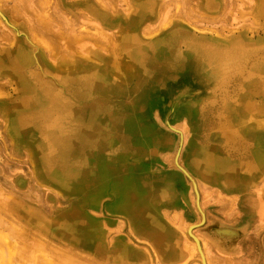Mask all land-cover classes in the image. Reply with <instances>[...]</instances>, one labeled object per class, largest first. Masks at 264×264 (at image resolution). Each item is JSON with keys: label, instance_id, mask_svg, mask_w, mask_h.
Returning a JSON list of instances; mask_svg holds the SVG:
<instances>
[{"label": "rangeland", "instance_id": "obj_1", "mask_svg": "<svg viewBox=\"0 0 264 264\" xmlns=\"http://www.w3.org/2000/svg\"><path fill=\"white\" fill-rule=\"evenodd\" d=\"M175 30L187 32L194 41H204L209 47L242 42L251 52L241 51L246 52L243 58L236 55L239 61L244 59L241 64L237 60L238 71L245 58L253 65L264 62V0H0V264H264L262 96H254L255 108L244 109L250 114L244 116V123L262 136L256 149L263 161L252 164L251 149L245 144L237 148L227 145L216 137L218 130L208 125L210 121L196 129L182 113L199 93L195 76L185 80L180 90L176 81L170 85L159 80L154 103L148 106V120L142 122L143 129L152 127L154 133H135L137 138L144 136L141 149L136 143L116 149L130 154L129 166H138L125 171L130 176H166L167 181L164 178L161 185L148 182L154 186L145 198L142 222L134 212L110 202L109 196L94 194V202L88 206L80 190L81 179L77 182L58 177L64 164L58 160L60 168L56 172L44 124L33 115L39 94H46L39 87L46 83L55 91H64L68 100L72 98L77 113L71 111L75 118L68 121L76 120V124L81 123L80 131L88 132L92 127L83 118L78 121V107L97 106L102 108L100 114L106 115L111 105L114 112L125 106L111 102V92L104 100L96 93L75 100L78 85L64 78L67 80L77 71L86 74L103 69L110 76V82L105 75L103 83L121 86L131 101L140 92L133 88L138 64L130 54L134 46L129 44V37L150 45ZM178 48L184 51L187 46L180 43ZM207 48L205 55L213 59L209 56L212 47ZM218 64L235 69L224 62ZM167 65L162 70L174 68ZM237 70L229 73L234 76L232 88L239 83L235 78ZM156 71L150 66L145 74L154 77ZM168 88L171 95L163 91ZM223 89L217 91L219 99L231 92H225L226 86ZM34 122L40 127L36 128ZM104 127L95 128L92 137L87 136L90 142L85 144L83 136L77 134V125V137L70 136L68 143L72 152L83 155L78 156L83 161H73L75 165L88 166L90 143L109 141L110 132L121 140L132 138L126 130ZM38 133L45 135L38 137ZM195 147L218 159L229 157L237 166L225 163L220 168L211 167V162L194 152ZM111 148L104 149L107 156L116 154ZM111 181L106 176L104 182L108 185L101 189L121 192L122 186H111ZM146 220H156L163 234L152 233ZM93 233L100 236L91 237Z\"/></svg>", "mask_w": 264, "mask_h": 264}, {"label": "bare ground", "instance_id": "obj_2", "mask_svg": "<svg viewBox=\"0 0 264 264\" xmlns=\"http://www.w3.org/2000/svg\"><path fill=\"white\" fill-rule=\"evenodd\" d=\"M129 41H130L129 44H133L134 46L132 50L130 51V54L134 59L137 60L136 63L138 64V68L135 74L137 80L133 88H136L135 90H138V93L139 92L140 93L135 99L128 101L127 98L125 97L126 90L123 89L121 86H112L111 84L110 85L104 84L105 83L104 81L106 80L105 75L108 79L110 76L108 77L107 71L104 72L103 69H102L103 72L93 71V72H88L86 74H81L77 71L72 76L70 75L71 77H69L67 80L64 78L65 81L78 85L77 92L76 91L74 92L76 99L72 96L75 100L82 99V96L84 95L85 96H87L88 94L93 95V93L98 94L99 99L102 100L105 96H107L106 95L107 92L108 93L111 92V94L113 95V96H109V99L110 97H112L110 99L111 102H117L119 104L120 102H122L123 103L122 105L125 106L124 109L114 112L115 110H112V107H111L112 105H111L109 108H107L109 112L106 113V115L105 113H103L104 116L101 113L102 114L101 116L100 110L102 108H99V107L97 108V106H94L91 108H88L87 105L84 106L83 108L78 107V113H79L77 117L78 121L83 118V122L86 121L87 124H89L92 127L91 130H89L88 132L87 131L81 132L80 131L81 129L80 127H82L80 126L81 123L79 125V124H76L77 122L76 120H75L76 122L73 121L72 123H69L68 121V119L70 118H75L73 114L71 113V111L77 113V109L73 108L74 103H71L72 101H70L72 98L68 100L66 98L67 95L66 96L64 95V91L59 92L60 89H57L59 91H55L50 85L43 83V85L41 84L42 86H40L39 89H41L42 93H46V94L45 95L39 94V96L40 97L45 96V98L42 99L39 97L38 100H36L38 102H36L35 107L33 108L32 112H33V115L36 116V118H39L43 122L42 124H44V130L46 129L44 132H46L47 134L46 143H48L49 150L52 151L51 154H53L52 159L55 162L56 172L58 171V166H59L58 160L61 161L60 164H64L62 166L63 172L58 177L61 176L69 180L76 179L77 182L80 181L81 179V182L79 184L81 187L80 190L84 192V198L87 199V205L91 202H94L92 201L94 194L95 195L102 194V197L109 196L110 202H114L115 204L128 209L131 213L134 212L140 218V221L142 222V220H144L142 213L144 212L145 205H146L145 198L147 196V193L154 186V185H151L150 183L148 184V182L161 185L163 179L165 178L166 180V176L165 175L160 176V177L145 176L142 178L138 176L139 178L137 179L130 176V174L126 173L125 171L135 170L138 168V166L136 164L135 165L131 164L129 166L127 158L129 157L130 154H128L127 152L116 150V149H119L122 146H128L130 144H134V143H136L141 149V146L143 145V142H144V136L142 138H137V136H135V133L141 132L144 135H148L150 132L154 133L152 127L151 128L146 127L145 129H143L144 127L142 128V122H145L146 120V115L149 109L148 108L149 104L151 102L152 104L154 103V100H153L154 90L159 91V80H164L163 83L167 82L170 85L176 81L179 83V86H178V89H179L181 88L182 83L185 80L188 82V80L192 76H195L198 79V82L200 84L199 93L196 96L194 95L192 99L193 100L192 103L187 102L189 104L182 109V113L185 114L189 118L190 120L189 123H191L194 126V128L199 129L200 125L202 126L204 125L206 121H210L208 125H212L218 130L216 134L217 138L225 141L227 145L234 144L236 148H237V145L240 146L241 144H245V147L251 149L250 150L251 157H249L250 162L252 164H255V163L258 164L259 162L261 163L263 161L261 154L256 149V146L262 141V136L260 138L259 135H256V133L251 131L250 128L244 123L245 122L244 116L246 115L250 116V114H246L247 111L249 110L246 109L244 111V109L246 107L255 108L257 106V104H254V101H253V98L255 95H260L264 98V62L261 61L263 64H260V65L258 64L253 65L247 62L248 59L245 58L247 63L245 62L244 65L242 64V66L240 67V71H238L236 67L237 66L239 67L240 66L239 64H241V62L243 63L244 59H242V61L241 60L239 61V59L235 58L236 55H238L239 53L241 57L242 56L244 57L245 55L243 54H246V52H249V51L251 52V50L249 51L247 50V47L245 44L239 41H234L228 44L215 43L214 46L210 45L212 49H209L210 50L209 56H213L214 58L212 59V58H209L207 55H205L206 53L204 49H206L207 47L208 48L210 47L207 46V44H205L204 41L199 40L196 42L192 39V37L187 32L185 33V32H181L177 30H175V32L173 33L169 32V34H166L161 39H159L158 37V40H155V42L151 43L150 45H147L144 42H140L138 39L136 40V38H133L132 36L129 37ZM180 43L186 44L187 49L184 51L179 50L178 46L180 45ZM248 47L250 48L251 46H248ZM256 48H259V47H256ZM243 50L244 51L247 50V51L241 54ZM252 50H254V47ZM21 52L24 53V51L22 50L20 51V53ZM22 55L24 56V54ZM259 59L261 60V58ZM237 60H238V63L240 62L239 64L238 63L236 64ZM220 62L229 64L228 67H234L235 69L228 70V69H225L223 66L220 67L218 64ZM168 63L173 65L174 68L172 69L168 68V69L162 70L168 67L167 65ZM140 65L142 66V68H140ZM150 66L155 67L157 70L155 76L153 75L154 77H148L145 74L147 68ZM236 70L238 72L235 74L237 75L235 78L239 80L238 81L239 83L236 84L234 88H232L230 83L232 82L231 78L234 76L233 75L231 76L229 73H231L230 71H236ZM227 71L229 72L227 73ZM98 79L99 81L102 80V82L98 83ZM50 80L52 81V79ZM109 82H110V79H109ZM232 84L234 85L235 82H233ZM225 86L227 87V90H225V92L228 90H231V88L232 90L231 92L228 91L229 95H226L223 92L224 95L222 96L221 99H219L221 95L218 92L219 91L221 92ZM168 90L169 88L163 91L167 92ZM170 90H172V87L170 88ZM166 94L169 95L170 93L167 92ZM85 96L84 98H86ZM91 96L89 98H91ZM149 97H151V99H148ZM177 100H180V99L177 98ZM114 104H113V108H114ZM81 105L82 104H80V106ZM86 107L88 108L89 111L86 109ZM239 114L241 115L239 116ZM41 121H39V124ZM36 123L34 122V126H37L36 128H39L40 126L36 125ZM77 125H78L77 134L78 136L79 135L83 136L82 141L85 144H88V142H90L87 136L92 137V134L95 132V128L99 126L106 127L109 125L110 128H113L114 130H126L128 132L127 134L132 135V138L130 139L124 138L121 140L120 138H118L119 135L117 134L114 135V133L112 132L108 133L109 141L108 139H106V142H103V143L99 141L97 143L96 142L90 143V147H92V150L91 151L89 150L91 152L90 164L88 166L83 165V164L78 166V164L75 165L74 164L75 162L73 161L75 159H81L78 156H83V155L77 154L76 152L74 153V151L72 152L68 148V143H70V140H69L70 136L73 137L75 135V128L77 127ZM170 125L172 129L177 130L178 132L179 131L181 132V130L174 127L172 123H170ZM106 129L108 130V128ZM151 129L152 131H150ZM39 130H41V128ZM87 130H88V126H87ZM41 132L42 131H40V133ZM35 134L37 133H34V135ZM41 135H45V133ZM41 135L40 136L37 135V136L41 137ZM95 138L98 139L97 137ZM119 139L121 140V142L119 143L118 148H115L114 145L118 143ZM75 141L77 144V140ZM108 146L110 148L114 147V148H111V151L113 153H116L114 156L106 155L107 154L106 148ZM225 150H228V148ZM76 151H77V148H76ZM194 152L195 153L197 152V154H199V156L203 158L205 157L206 162L208 161L211 162L212 163L211 167L220 168L226 164H229L226 166H231V167L237 166V164L235 165V163H232L229 157L225 156L224 159L222 158L218 159L217 157L212 156L207 152H204V150H202L199 147H195ZM85 154H87V151ZM228 156H229V153H228ZM79 161L81 162L83 160L81 159ZM55 169L53 173H55ZM140 170L142 169L140 168ZM183 170H185L184 172H186V174H188L189 176V172L185 168ZM106 176H108L109 178H112V181L109 185L114 186V187L122 186L121 192H118V191L108 192L107 190L101 189L102 185L104 184L108 185V183L104 182V178ZM96 188H99V189H96ZM145 212L147 213V211ZM146 224L147 226H149L152 233L163 234L162 232L163 230L160 224L156 220H154L151 223L147 222ZM95 230H97V227L95 228ZM95 233H93L91 237H96L97 235H99ZM157 238L159 241H161V236H157ZM194 239L197 240L196 237Z\"/></svg>", "mask_w": 264, "mask_h": 264}, {"label": "water", "instance_id": "obj_3", "mask_svg": "<svg viewBox=\"0 0 264 264\" xmlns=\"http://www.w3.org/2000/svg\"><path fill=\"white\" fill-rule=\"evenodd\" d=\"M178 166H179L180 168H182L181 165H180L179 163H178ZM193 237L195 238V236H193ZM195 240H196V239H195ZM198 244H199V242H198ZM200 250H201V249H200Z\"/></svg>", "mask_w": 264, "mask_h": 264}]
</instances>
